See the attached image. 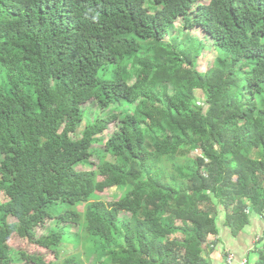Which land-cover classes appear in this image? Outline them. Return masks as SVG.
<instances>
[{"label": "trees", "instance_id": "16d2710c", "mask_svg": "<svg viewBox=\"0 0 264 264\" xmlns=\"http://www.w3.org/2000/svg\"><path fill=\"white\" fill-rule=\"evenodd\" d=\"M0 189V264H209L264 211V0H0Z\"/></svg>", "mask_w": 264, "mask_h": 264}, {"label": "rangeland", "instance_id": "374dc122", "mask_svg": "<svg viewBox=\"0 0 264 264\" xmlns=\"http://www.w3.org/2000/svg\"><path fill=\"white\" fill-rule=\"evenodd\" d=\"M180 28H182V22L177 21V23L174 24L175 34H179L178 37H184L183 35H185V31L183 29H180ZM188 35L192 36V38H193L192 43H194V44H197V41H201L202 48L200 49L201 51H200V55H199V59H198L196 69L201 73H205L207 70H209V68L212 67L214 59L217 56V53L213 47V42L209 36H205L200 30H198L196 28H193L192 30H190L185 36H188ZM99 75H101V74H99ZM168 90H169V94L172 95L173 94L172 88L168 87ZM209 91L210 90L207 89L208 95L210 93H212V91H210V92ZM194 96H195L194 102H195L196 106L203 105L206 107L207 96H206V93L204 91H201V90L197 91L196 90V91H194ZM92 111H93V114H95L96 111L100 112L95 107L92 108ZM106 114H107L106 112H102V111L100 112V115H106ZM82 129H83V126H81L80 129L77 131L76 135L74 136L75 138L81 137ZM112 130H113L112 126H109L107 128V130L103 132L102 137H104V139H106L111 134ZM179 153L181 156L187 155L189 158H195V157H198L199 155H201V153L199 151H195V150L189 151L186 148L181 149ZM251 157L253 158V155ZM80 169L90 170L89 167H78V170H80ZM124 191H125L124 186L108 187L101 192H97L93 196V198L94 199H101V200H104L106 202H109V201L111 202V201H115V200L121 198ZM6 200H7V197L5 196L2 189H0V203L4 202ZM77 208L82 210L83 206L79 205ZM9 220L11 222L15 221V219L12 217H10ZM51 223L52 222H50L46 225L47 226L45 228L46 230L50 227ZM75 231H77V227H73L71 229V232H75ZM35 233H36V236H40L43 233V227L42 226L36 227ZM207 242H210V241L207 239ZM8 244L10 246H13V247H23V248L27 249L29 252L46 253V250L44 248L39 247L37 245L29 244L26 241H22L17 236H12L8 240ZM81 251H82V247L80 245L78 246V245L72 244V243L62 244L60 249H59L61 257H65V256L71 255V254H77L78 252H81ZM81 257L85 258L84 255H82ZM250 259H252V258L250 257ZM90 260H91V257L89 260H86V262L89 263ZM244 260H246V259H243L241 261V264H243Z\"/></svg>", "mask_w": 264, "mask_h": 264}, {"label": "crops", "instance_id": "0c3cea01", "mask_svg": "<svg viewBox=\"0 0 264 264\" xmlns=\"http://www.w3.org/2000/svg\"><path fill=\"white\" fill-rule=\"evenodd\" d=\"M248 221L237 233H232L224 224V212L217 217L218 234L210 235L204 255L209 264H226L228 255L232 256L231 264H253L264 250V211L257 213L247 208ZM250 257L252 259H250Z\"/></svg>", "mask_w": 264, "mask_h": 264}, {"label": "built area", "instance_id": "2783aa9c", "mask_svg": "<svg viewBox=\"0 0 264 264\" xmlns=\"http://www.w3.org/2000/svg\"><path fill=\"white\" fill-rule=\"evenodd\" d=\"M232 256L231 255H228V257L226 258V264H231L232 263ZM247 261L244 260L243 261V264H245Z\"/></svg>", "mask_w": 264, "mask_h": 264}]
</instances>
